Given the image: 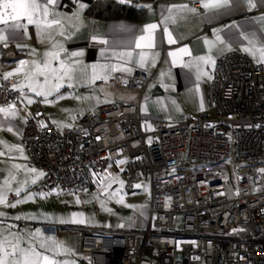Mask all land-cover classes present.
Here are the masks:
<instances>
[{
    "label": "built area",
    "instance_id": "2783aa9c",
    "mask_svg": "<svg viewBox=\"0 0 264 264\" xmlns=\"http://www.w3.org/2000/svg\"><path fill=\"white\" fill-rule=\"evenodd\" d=\"M194 7L203 13L198 3ZM29 59L11 44L0 45L1 66ZM150 80L137 69L115 73L111 84L142 98ZM14 85L12 78L2 80L0 107L18 104ZM206 97L205 111L156 132L145 131L139 106L125 101L75 113L64 127L48 120L36 101L21 132L30 164L43 171L31 188L35 194L55 200L83 192L91 174L105 173L112 162H125L128 190L150 179L147 228L79 229L77 252L86 261L264 264V67L240 50L220 56ZM231 160L238 172L229 192Z\"/></svg>",
    "mask_w": 264,
    "mask_h": 264
},
{
    "label": "crops",
    "instance_id": "0c3cea01",
    "mask_svg": "<svg viewBox=\"0 0 264 264\" xmlns=\"http://www.w3.org/2000/svg\"><path fill=\"white\" fill-rule=\"evenodd\" d=\"M102 2H116L145 9L144 18L140 21L124 18L104 20L90 15L89 9L96 3ZM205 2L208 0H58L53 10L56 18L60 20V25H53L51 28L43 29L42 32L38 31L35 25H29L26 31L16 30L15 38L10 37L0 43V45L11 44L16 50L30 57L29 60H25L29 61L25 72L9 77L14 80L15 89L21 94L18 104H15L18 116L5 118L3 113H0V139L2 137L7 139V146L0 147V150L7 151L10 150L8 146H13L10 156L19 163L10 172L2 174L4 182L8 181V183L0 184V193L6 197V203L0 204V213L3 214L0 215V235L11 239L9 232L16 233L21 237L20 246L27 248L29 243L34 242L32 234L39 229L44 237H53L63 245L59 254L55 256L57 261L62 264L63 262L91 264L77 252L78 230L89 228L121 232L114 230L112 225L94 228L84 205L80 202L77 207L71 205L72 198L80 200L79 193H64L55 200L34 196L26 202L17 203L23 201L26 196L35 194L31 188L43 177L40 175L43 171L30 164L29 154L20 147L23 125L26 120L34 117L35 103L43 98L31 92L26 86L28 83L26 74L34 68L31 62H42L46 52H58L59 60L64 61L71 69L69 75L61 81L62 87L59 92H52L47 96L49 99L65 96L71 104H74L71 114L66 118L65 126L69 125L75 113L125 101L139 106L145 131L156 132L171 127L180 116H197L207 109L206 82L213 78L220 56L240 50L254 63L264 67V61L261 60L258 51L259 48L264 47V0H252L255 7H249L248 0H229L225 7L211 9L203 7ZM195 3L203 9L202 14L194 7ZM150 24L158 26L155 31L156 46L153 49H143L149 53V57L144 67H140L137 54L142 49L136 48L134 41L141 34V30ZM0 27L4 26L0 25ZM165 27L176 43H168ZM62 31L64 35H61ZM184 47H187L190 55L179 54L176 58L178 62L173 63V58L168 53L178 52ZM129 51L133 55L127 63L114 55ZM73 53L77 55H72ZM156 53L158 55L155 56L153 63V55ZM199 57H211L214 63H205L197 59ZM20 61L9 66L0 65V85L7 73L15 72L20 67ZM185 64L188 66L185 67ZM103 65L108 67L101 69L100 66ZM113 65H119L130 71H112ZM53 66L58 67L59 61H53ZM93 66H96L98 75L106 76L107 79H97L92 82ZM137 69L144 70L151 76L142 98L136 93L134 96L118 93L111 84L114 74H129ZM39 80L43 83V77H39ZM21 85L24 87L21 88ZM29 99L32 103H28ZM83 108L84 111H79ZM43 111L45 112L44 108ZM46 117L52 120L49 116ZM153 122L161 127L154 129ZM9 128L12 131H9ZM110 167H114L115 175L122 177L125 162H112L105 174L103 173L104 179L114 177L109 174ZM33 169L35 171H31ZM99 176L100 174L97 173L91 174L87 188L98 183L101 179ZM142 181L136 185L141 184ZM136 185L130 191H133ZM16 189H20V197L14 199L13 194H16ZM150 201L151 193L141 224L135 222L134 229L126 233H138L147 228ZM12 204L16 206L11 207ZM72 213L82 214L80 218L84 223L59 222L68 220Z\"/></svg>",
    "mask_w": 264,
    "mask_h": 264
},
{
    "label": "snow or ice",
    "instance_id": "6c2138e0",
    "mask_svg": "<svg viewBox=\"0 0 264 264\" xmlns=\"http://www.w3.org/2000/svg\"><path fill=\"white\" fill-rule=\"evenodd\" d=\"M57 2L58 0H0V25L4 26L0 27V43L7 41L10 37L15 38L17 35L16 30L26 31L29 25H35L38 31L41 32L43 29L51 28L53 25H60V20L56 18V13L53 10ZM228 2L229 0H208V2L203 3V7L208 9L220 8L225 7ZM248 3L249 7H255L252 0H248ZM81 7H83V5H81ZM169 11H171V9H169ZM190 11H195V9H190ZM157 27L156 24L145 26L141 30V34L136 37L134 41L135 47L142 49V51L137 54L140 67H144L149 57V53L143 51V49H153L156 46L155 31ZM164 31L167 35L168 43H176L167 27H165ZM6 32L8 33L7 35L5 34ZM61 35H64L63 31L61 32ZM217 39H219V36H217ZM245 50L249 51L250 49ZM258 51L260 52L261 60L264 61V47L259 48ZM179 54L190 55V52L187 47H184L179 49L178 52L174 51L168 53V55L173 58V63L178 62L176 58ZM44 55L45 59L42 62H31L34 65V68L30 73L26 74V79L28 81L26 86L36 95L47 97L48 95H51L52 92H59V89L62 87L61 81L69 75L71 69L66 66L64 61L59 60L58 52H46ZM72 55H77V53H73ZM114 55L125 60L127 63L133 53L129 51L114 53ZM156 55H158V53L153 55V63ZM197 59L204 61L205 63H214L211 57H199ZM53 61H59V66H53ZM19 64L20 67L17 68L15 72L7 73L4 78L7 79L16 74L25 72L29 61L21 60ZM184 66L187 67L188 65L185 64ZM100 67L101 69H104L108 66L103 65ZM111 70L130 71V69L119 65H113ZM39 77H43V83L40 82ZM97 79L106 80L107 77L98 75L96 73V66H93L92 82H95ZM49 85L51 86L49 87ZM13 87L16 86L14 85ZM20 87L23 88L24 85H21ZM28 103H32V100L29 99ZM15 107V104L8 105V107H0V113H3L5 118H15L18 115L15 111ZM41 126H43V123ZM8 130L12 131L11 128ZM0 144H6V142L0 141ZM8 147L11 150L13 146ZM3 154L4 153H0V155ZM123 162L124 161H120V163ZM31 171L35 170L33 169ZM40 175H43V173H40ZM101 182L103 183V181ZM7 183L8 181H5V184ZM135 187L139 188L140 185H136ZM16 195H20V189H16ZM46 195L47 194L45 193L30 194L26 196L23 201H17V203L26 202L27 200L33 199L34 196L43 197ZM113 195H115V193H113ZM119 202H122V198ZM4 203H6V197L0 193V204ZM10 206L15 207L16 205L12 204ZM0 215L3 214L0 213ZM81 216L82 214L80 213H72L68 220H60L59 222L84 223V220L80 218ZM16 219H20V217H16ZM32 235L34 242L29 243L27 248H22L20 246L21 237L16 233L9 232L11 239L7 236L0 235V264H62V262L55 259V256L59 254L60 249L63 247L60 242H57L53 237H44L39 229H37ZM48 253L52 254L49 255ZM63 264H67V262H63Z\"/></svg>",
    "mask_w": 264,
    "mask_h": 264
},
{
    "label": "rangeland",
    "instance_id": "374dc122",
    "mask_svg": "<svg viewBox=\"0 0 264 264\" xmlns=\"http://www.w3.org/2000/svg\"><path fill=\"white\" fill-rule=\"evenodd\" d=\"M116 90L118 93L125 95H135L133 92H127L121 89ZM41 102L46 112H44L45 116H49L52 119L50 120L51 122L59 126L67 125L66 118L68 114H71L70 111L74 105L73 103L71 104L68 97L57 96L49 99V97L43 96ZM84 109L85 108L79 111H84ZM152 127L154 129H159L161 126L153 122ZM0 141L7 143L6 137H2ZM6 145L7 144H0V147L4 148ZM20 147L27 152L23 144ZM0 153H4L0 155V184H4L5 182L2 174L4 172H10L15 166H18L19 163L17 160L11 158V150H0ZM114 172V167H110L109 174L114 175V177L109 179L103 178L105 173L102 175L100 174L99 178L102 180L100 179L94 186L79 193V202L87 209L90 223L94 228H104L112 225L114 230L129 232L134 229L135 222H138L140 225L144 218V209L150 200V180L149 178L143 180L141 184H139V188L135 187L133 191H130L126 188L122 177L120 175H115ZM237 172L238 171L233 165V160H231L230 166L226 170L229 192L237 187ZM101 181H103V183ZM113 193H115V195H113ZM121 198L122 202H119ZM77 201L76 198H72L71 205L77 207ZM179 226H181L180 223Z\"/></svg>",
    "mask_w": 264,
    "mask_h": 264
},
{
    "label": "trees",
    "instance_id": "16d2710c",
    "mask_svg": "<svg viewBox=\"0 0 264 264\" xmlns=\"http://www.w3.org/2000/svg\"><path fill=\"white\" fill-rule=\"evenodd\" d=\"M89 13L90 15L104 20L124 18L140 21L144 18L145 9L116 2H102L93 5L89 9Z\"/></svg>",
    "mask_w": 264,
    "mask_h": 264
}]
</instances>
